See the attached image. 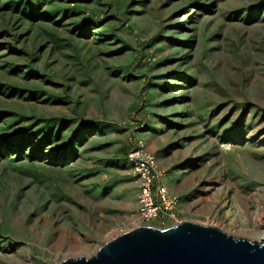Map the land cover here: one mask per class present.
I'll use <instances>...</instances> for the list:
<instances>
[{
    "label": "rangeland",
    "instance_id": "rangeland-1",
    "mask_svg": "<svg viewBox=\"0 0 264 264\" xmlns=\"http://www.w3.org/2000/svg\"><path fill=\"white\" fill-rule=\"evenodd\" d=\"M134 134L179 223L261 242L264 0H0V264L138 227Z\"/></svg>",
    "mask_w": 264,
    "mask_h": 264
},
{
    "label": "water",
    "instance_id": "water-1",
    "mask_svg": "<svg viewBox=\"0 0 264 264\" xmlns=\"http://www.w3.org/2000/svg\"><path fill=\"white\" fill-rule=\"evenodd\" d=\"M61 264H264L261 242L236 239L192 222L168 229L139 226L103 245L96 255Z\"/></svg>",
    "mask_w": 264,
    "mask_h": 264
},
{
    "label": "built area",
    "instance_id": "built-area-1",
    "mask_svg": "<svg viewBox=\"0 0 264 264\" xmlns=\"http://www.w3.org/2000/svg\"><path fill=\"white\" fill-rule=\"evenodd\" d=\"M141 127L138 130L144 129V125ZM129 148L127 160L140 184L138 209L135 214L137 224L152 226L160 222L165 225L169 221H173L175 225L180 224L177 215L181 210V200L172 195L165 185L156 157L137 134L131 136Z\"/></svg>",
    "mask_w": 264,
    "mask_h": 264
},
{
    "label": "trees",
    "instance_id": "trees-1",
    "mask_svg": "<svg viewBox=\"0 0 264 264\" xmlns=\"http://www.w3.org/2000/svg\"><path fill=\"white\" fill-rule=\"evenodd\" d=\"M51 17H53V16H51ZM150 65H151V64H150ZM148 94H149V92H148ZM148 94H147V95H148ZM129 151H130V148H129V146H128V149H127V151H126V153H125V154H126V158L128 157V153H129Z\"/></svg>",
    "mask_w": 264,
    "mask_h": 264
},
{
    "label": "bare ground",
    "instance_id": "bare-ground-1",
    "mask_svg": "<svg viewBox=\"0 0 264 264\" xmlns=\"http://www.w3.org/2000/svg\"><path fill=\"white\" fill-rule=\"evenodd\" d=\"M135 229V228H134Z\"/></svg>",
    "mask_w": 264,
    "mask_h": 264
}]
</instances>
